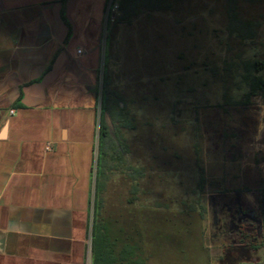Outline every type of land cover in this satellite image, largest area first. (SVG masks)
<instances>
[{
	"label": "rangeland",
	"instance_id": "1",
	"mask_svg": "<svg viewBox=\"0 0 264 264\" xmlns=\"http://www.w3.org/2000/svg\"><path fill=\"white\" fill-rule=\"evenodd\" d=\"M171 3L109 21L104 70L125 118H107L121 159L98 176L89 258L101 225L145 264H264V99L247 103L240 82L242 61L264 62V0ZM233 6L253 39L230 34Z\"/></svg>",
	"mask_w": 264,
	"mask_h": 264
},
{
	"label": "crops",
	"instance_id": "2",
	"mask_svg": "<svg viewBox=\"0 0 264 264\" xmlns=\"http://www.w3.org/2000/svg\"><path fill=\"white\" fill-rule=\"evenodd\" d=\"M109 2L0 0V264H93Z\"/></svg>",
	"mask_w": 264,
	"mask_h": 264
},
{
	"label": "trees",
	"instance_id": "3",
	"mask_svg": "<svg viewBox=\"0 0 264 264\" xmlns=\"http://www.w3.org/2000/svg\"><path fill=\"white\" fill-rule=\"evenodd\" d=\"M232 1V0H231ZM172 0H119V11L121 13L119 19L130 23L132 18L141 12H154L169 10ZM230 34L237 33L241 39H253L256 35L254 23L251 21H241L237 18L235 7L230 8ZM240 82L248 89L247 103L252 96L260 95L264 99V62L259 60H245L240 66ZM109 74L104 70L103 83L101 91V116L98 143V156L96 168V194L98 188V176L115 167V161L121 157H115L117 153L116 143L111 138L110 128L107 118H111L114 124L125 118L123 107L112 97L109 90ZM116 93L114 92V95ZM118 95H116V98ZM107 107L104 108V103ZM122 124V122H120ZM124 126V123L123 125ZM116 127V132L120 129ZM106 175V174H105ZM136 189V185L133 186ZM96 204V202H95ZM260 205L263 209L262 228L264 229V190L261 192ZM96 207V205H95ZM202 206L193 205L191 210L202 209ZM94 223L92 228V236L94 235ZM115 242L104 226H99L97 236L92 238V263L93 264H145L142 259L137 258L136 248L130 244H123L119 251L115 250Z\"/></svg>",
	"mask_w": 264,
	"mask_h": 264
},
{
	"label": "built area",
	"instance_id": "4",
	"mask_svg": "<svg viewBox=\"0 0 264 264\" xmlns=\"http://www.w3.org/2000/svg\"><path fill=\"white\" fill-rule=\"evenodd\" d=\"M118 11H119V4L115 0H110L107 9L108 22L111 21L113 23L115 21ZM77 53L81 54L82 50H78Z\"/></svg>",
	"mask_w": 264,
	"mask_h": 264
}]
</instances>
